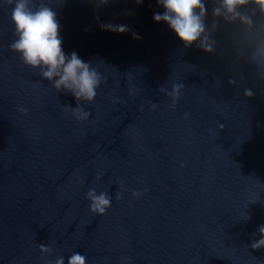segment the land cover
<instances>
[{
    "label": "water",
    "instance_id": "water-1",
    "mask_svg": "<svg viewBox=\"0 0 264 264\" xmlns=\"http://www.w3.org/2000/svg\"><path fill=\"white\" fill-rule=\"evenodd\" d=\"M103 2L34 0L57 13L64 52L104 77L79 120L76 98L10 48L14 4L0 0V264L75 252L86 264H264L251 247L264 235V12L241 6L249 26L204 0L210 53L156 22L157 0ZM91 189L111 197L104 214Z\"/></svg>",
    "mask_w": 264,
    "mask_h": 264
},
{
    "label": "clouds",
    "instance_id": "clouds-1",
    "mask_svg": "<svg viewBox=\"0 0 264 264\" xmlns=\"http://www.w3.org/2000/svg\"><path fill=\"white\" fill-rule=\"evenodd\" d=\"M107 2L108 0H104L103 3ZM136 2L143 3V0H136ZM157 2L165 11L154 14L153 18L156 22H166L186 47L196 43L206 52L215 51V41H210L207 34L205 18L208 10L204 0H157ZM251 2L264 12V0H251ZM7 3L14 4L11 19L18 37L11 43L10 48L20 54L26 65L39 69L40 75L52 82L55 89L70 92L78 103L76 107L68 105V109L77 119H88L89 112L85 111L79 102L95 100L97 89L104 80L102 74L90 62L82 60L77 52L73 51L70 56L64 52L57 13L47 4L41 3L36 7L34 0H7ZM249 3L250 0H220L221 6L213 9V15H223L226 20L239 19L251 26L253 24L251 17L240 10L241 6ZM101 27L120 33L130 31L124 25L101 24ZM133 35L136 39L141 38L136 33ZM229 83L232 84L235 81L229 80ZM183 87V84H175L172 91L167 93L173 98V106L179 99ZM245 95L252 97L254 93L251 89H247ZM155 107L156 105L153 104V108ZM20 111L26 115L28 110L21 108ZM133 195L139 197L142 193L137 191ZM88 198L91 201L90 207L93 213L104 214L111 206V197L107 192L97 194L95 189H91L88 192ZM258 231L264 234V225H261ZM40 247L44 253L52 251L44 244ZM251 247L254 249L264 247V235L259 240L253 241ZM55 264H65L64 258H58ZM68 264H86V257L75 252L68 258Z\"/></svg>",
    "mask_w": 264,
    "mask_h": 264
}]
</instances>
